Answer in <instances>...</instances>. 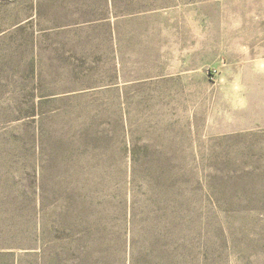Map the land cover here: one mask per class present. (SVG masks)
<instances>
[{"label": "rangeland", "instance_id": "obj_1", "mask_svg": "<svg viewBox=\"0 0 264 264\" xmlns=\"http://www.w3.org/2000/svg\"><path fill=\"white\" fill-rule=\"evenodd\" d=\"M0 264H264V0H0Z\"/></svg>", "mask_w": 264, "mask_h": 264}]
</instances>
